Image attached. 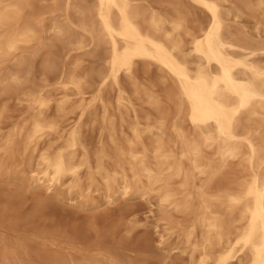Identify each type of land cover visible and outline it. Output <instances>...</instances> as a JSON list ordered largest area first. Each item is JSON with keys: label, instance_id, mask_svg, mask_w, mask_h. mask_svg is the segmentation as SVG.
Returning <instances> with one entry per match:
<instances>
[{"label": "bare ground", "instance_id": "bare-ground-1", "mask_svg": "<svg viewBox=\"0 0 264 264\" xmlns=\"http://www.w3.org/2000/svg\"><path fill=\"white\" fill-rule=\"evenodd\" d=\"M53 1L0 0V179L15 185L2 221L25 218L28 191L47 194L32 214L63 191L90 209L154 198L158 242L175 235L186 264H264V0ZM245 12L262 14L253 34L235 25ZM46 33L60 48L36 81L23 51ZM100 47L102 66H82ZM139 65L157 68L161 92L138 86ZM0 244V264H138L100 244L77 256Z\"/></svg>", "mask_w": 264, "mask_h": 264}, {"label": "rangeland", "instance_id": "rangeland-1", "mask_svg": "<svg viewBox=\"0 0 264 264\" xmlns=\"http://www.w3.org/2000/svg\"><path fill=\"white\" fill-rule=\"evenodd\" d=\"M157 1H161L160 4L156 3ZM164 1L148 0L153 6L164 5L168 7ZM53 2V0H36L38 5L51 6ZM53 14H46V23L50 21ZM57 17L63 19L65 16L58 14ZM192 17H195L197 21H202L204 14L196 10ZM261 18V13H257L254 17L245 12L239 19L240 23L235 25L253 34L256 21ZM236 27L234 28L236 29ZM44 41L47 42L46 47L40 49L35 56L33 53L39 49V43L23 51V54L33 60L34 79L36 81L43 76L42 62L46 52L49 50L55 52L60 48V43L52 40L48 33L44 34ZM102 51L103 47H100L93 55H82L84 58L82 66L87 67L88 70L102 66ZM6 65H11V62L2 65V68H5ZM160 75L155 66H150L149 69L144 68L143 65L137 66L136 80L139 87H152L161 92L164 85L161 83ZM122 81L133 97L134 85L126 77H123ZM109 92L114 93V91ZM137 107L143 114L141 107L147 108L148 106L138 101ZM98 132L97 125L88 127L85 131L87 141L92 143L94 147L98 146ZM198 180L197 178V182ZM10 188L14 190L15 185H7L0 179V207L6 205L4 190ZM42 192H26L25 203L20 209L25 218L16 221V224L12 225L8 220L2 221L0 218V238L11 242V244L23 243L32 256H35L34 250L43 243H47L48 246L46 247L49 250H59L76 256L80 254L79 250L83 251L89 245L100 244L108 250L122 253L138 264H186L188 262L189 255L187 252L171 249L178 242L175 235L163 245L159 244L158 230L163 228V222L160 219L161 211L154 198L148 202L135 196L128 200L121 199L119 203L113 206L90 209L87 206L70 205L66 199L67 194L63 191L59 197L48 195L49 198L45 202L44 209L32 214L36 202L47 195ZM175 216L176 219L183 220V216L178 213H175ZM37 230L45 231L50 239L55 238L58 245H51L49 238L45 242L43 238L38 237ZM71 246H74L76 250L71 249Z\"/></svg>", "mask_w": 264, "mask_h": 264}]
</instances>
